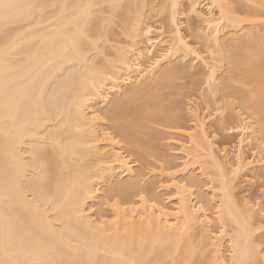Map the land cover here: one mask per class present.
<instances>
[{
	"label": "bare ground",
	"instance_id": "bare-ground-1",
	"mask_svg": "<svg viewBox=\"0 0 264 264\" xmlns=\"http://www.w3.org/2000/svg\"><path fill=\"white\" fill-rule=\"evenodd\" d=\"M251 1L263 8L248 0H3L13 7L0 10V264L264 260V216L254 206L261 195L234 191L264 170V0ZM165 12L169 29L150 22ZM201 16L224 23L209 30ZM188 17L203 25L199 38L217 69L219 83L204 89L208 106L217 112L218 95L236 101L232 127L216 115L215 125L238 138L216 146L209 114L195 106L192 125L167 137L179 162L166 155L143 167L127 144L155 155L147 122L177 120L161 89L189 71L188 57L208 60L184 34Z\"/></svg>",
	"mask_w": 264,
	"mask_h": 264
},
{
	"label": "rangeland",
	"instance_id": "rangeland-1",
	"mask_svg": "<svg viewBox=\"0 0 264 264\" xmlns=\"http://www.w3.org/2000/svg\"><path fill=\"white\" fill-rule=\"evenodd\" d=\"M233 1V0H232ZM249 3L251 5H254L253 1L248 0ZM259 5V4H258ZM257 7V5H254ZM258 6L257 8L260 10L263 7ZM154 16L156 15V13H153ZM168 14L166 15L165 13H161V17L160 15L151 18L150 22L156 21L157 20H161L164 27L166 29H169V18H168ZM187 19V20H185ZM191 17L189 18H184L185 22L186 21H190ZM116 24H114L113 29L116 31L115 34L117 35V37L121 40H123V42L126 41L127 37H124L123 32H122V27L124 26L122 22H120L119 19L114 18ZM186 22V24L184 23V34H186L188 40L190 42H192V46L196 47L199 51H203V55L207 58L210 55V51L207 50L206 46L204 44H202V41L199 37V35H202L201 32L203 31H198L199 29L196 27L197 26L200 28V26L202 24H200L197 20L192 19L191 22ZM187 25V26H185ZM203 26V25H202ZM201 26V27H202ZM196 27V29H195ZM198 29V30H197ZM202 28H200L201 30ZM186 31V32H185ZM203 33V32H202ZM115 35V36H116ZM116 37V38H117ZM191 37H195V39H191ZM118 42H121L119 41ZM125 40V41H124ZM128 40V38H127ZM209 52V53H208ZM192 58L189 59V57L187 58V60L189 59L190 62L188 63L187 60L185 61V66L186 64L190 66L189 71L187 70V72L181 74L176 80H175V84L173 87H169V88H163L162 90V98L164 99V104L169 105L172 110L174 115L177 116V120L175 121H168V119L166 118L165 114H162L160 116H158L156 118V120L154 122H147V129L152 131L156 136V137H152L151 140L147 141L149 148H153L155 150V155H144V154H140V153H136L135 150L132 149V147L130 146V144H127V148L130 149L131 151H133V158H137L139 160V163L143 166V167H147V168H155L157 167L158 164H164L166 161H164V159L162 158V156H166L169 157V159H171L173 162L177 163L179 162V157L177 158L175 155L170 154V152H167L168 149V145L166 144L168 141L167 137H169L171 135L172 132H176L178 131L177 129L180 127V129L182 128V125L184 127V125H192L193 123V111L191 112V110L193 108H199V112H201L202 114H204L203 116H205L206 114L210 116L211 120H209V127L208 130L209 132L212 133V135L215 137L216 141V146L218 147H223L224 145L228 148H232V145L235 144L236 140H237V135L235 134V132H231L229 130H225V131H221L219 130L217 127V125H215L214 121H217L215 118V113H213L212 111V105L210 103V106H208L209 102L208 99L205 98L207 96V94H205L204 89L206 88L205 83V79H206V68L205 66H202V63L200 65V62L198 60H191L193 59V56H190ZM208 59V58H207ZM210 60V59H208ZM187 62V63H186ZM199 64H198V63ZM184 63V62H183ZM206 90V89H205ZM207 93V92H206ZM207 99V100H206ZM140 101V100H139ZM207 102V104H206ZM200 113V114H201ZM211 114H213V116L211 117ZM214 117V120H213ZM113 130V129H112ZM115 134L117 133V130H114ZM152 133V134H153ZM174 135V134H173ZM178 135V134H177ZM176 135V136H177ZM171 137V136H170ZM175 137V135H174ZM213 137V138H214ZM217 138V139H216ZM125 143V142H124ZM126 145V144H125ZM220 145V146H219ZM223 145V146H222ZM263 173V177L259 178L258 180L256 178L250 179V180H244V178L239 179L241 182H239V180L236 181V187H235V194L238 196L239 199H241L242 197L249 195V194H253L255 196L261 195V187H264V185L262 184V180H264V170L262 171ZM154 179V178H153ZM153 179L151 178L149 181H153ZM261 184V186H260ZM263 185V186H262ZM208 186L205 185L202 188V192L204 194H207V192L205 191L206 188ZM208 189V188H207ZM205 191V192H204ZM260 191V192H259ZM160 192V191H159ZM201 192V191H200ZM164 193V192H163ZM160 194V193H159ZM167 193H164V196ZM161 195L162 191H161ZM169 195V194H168ZM171 196V195H169ZM259 195V196H260ZM241 197V198H240ZM165 198V197H164ZM171 198V199H170ZM169 198V200L167 201L169 205H173L174 203V197L172 198V196ZM258 236L262 239H264V231H260Z\"/></svg>",
	"mask_w": 264,
	"mask_h": 264
},
{
	"label": "snow or ice",
	"instance_id": "snow-or-ice-1",
	"mask_svg": "<svg viewBox=\"0 0 264 264\" xmlns=\"http://www.w3.org/2000/svg\"><path fill=\"white\" fill-rule=\"evenodd\" d=\"M13 7L10 4H5L3 2V0H0V10H7L9 8ZM174 8L176 7L175 5L173 6ZM221 7V9L223 8V6H219ZM193 11H195V9H193ZM224 13L223 11H221V17H223ZM212 19H214V17H204L201 16V20L204 22V26L207 27L209 30L215 28V29H219V26L222 25L224 23L223 19L217 20L215 25L210 23L209 21H211ZM173 22H175V18L173 20ZM203 29H201L202 31ZM191 39H195V37H191ZM182 43H185V46L187 47L186 42L182 41ZM190 52H194V49L189 48ZM196 55L198 56V53H196ZM213 56L215 55V53L212 54ZM199 59L202 60L205 68H206V79H207V85L206 87L208 88H212L214 85H216L218 82L217 78H216V73H217V69L216 67L213 65L212 62H210L209 60H205L203 57H198ZM217 99L220 101V103L217 105V112H216V117L221 119V126L223 128H229L232 127L229 123H228V111H229V107L232 106L233 104L236 103V101L234 100H230L227 96V94H224L223 97L221 96H217ZM238 106V105H237ZM234 111V108H233ZM95 118H99V117H95ZM262 184H264V181H262ZM195 189H192V191H194ZM254 206L260 210L261 215L264 216V187H261V199L259 201H255L254 202ZM264 231V230H262ZM260 252L262 254H264V244L261 245L260 247ZM251 264V262H250ZM256 264H264V260H261L259 262H256Z\"/></svg>",
	"mask_w": 264,
	"mask_h": 264
}]
</instances>
